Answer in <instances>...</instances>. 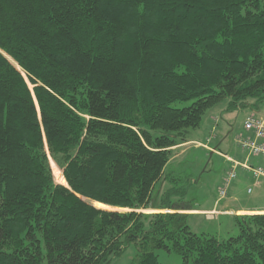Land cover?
<instances>
[{"label":"trees","instance_id":"trees-1","mask_svg":"<svg viewBox=\"0 0 264 264\" xmlns=\"http://www.w3.org/2000/svg\"><path fill=\"white\" fill-rule=\"evenodd\" d=\"M224 102L264 106V0H0V264H264V214L195 234L165 173Z\"/></svg>","mask_w":264,"mask_h":264},{"label":"rangeland","instance_id":"rangeland-1","mask_svg":"<svg viewBox=\"0 0 264 264\" xmlns=\"http://www.w3.org/2000/svg\"><path fill=\"white\" fill-rule=\"evenodd\" d=\"M226 103L227 102L221 103L217 107L209 110L203 116L200 127L188 132L187 142H189L188 140L190 139H196L199 143L202 142L203 144H207L210 141V136H212L214 137V139H212V146L215 144L218 145L217 148L222 155L233 157V152L236 150L240 153V150L235 143V137L239 133L244 132L242 126L245 119L255 111L252 110L251 107H246L229 113L226 116ZM219 109L223 114H220ZM255 113L259 118L264 119V106ZM215 116L219 119L220 124L218 123V125L220 130L212 132L211 126H213V124L211 125V119L213 120ZM225 118L230 121V125L226 123ZM200 149L201 148L196 147L195 143H185L173 148V154L165 173L172 175V177L179 176L182 177L183 180H187V182L183 183L186 187V194L182 200L184 205L203 208L206 206L208 207L211 202L216 200L217 195L219 194L218 190L220 191L222 188L224 178L228 175L230 167H228L223 158L218 155H213L210 152L206 154L204 150ZM241 153L242 162L245 154L242 151ZM50 166L53 168L52 173L55 182H58L60 170L52 161ZM239 175L240 172L237 169L234 182L240 180ZM222 178L223 180L221 184ZM249 184L251 183L247 181L239 183L238 189H241V191L240 195H237L238 201L264 207V196L260 194L259 188H255L252 194H246V188ZM219 186H221V188H219ZM170 188L171 184L167 180L162 179L156 185L153 195L157 198V201H160V197L163 193ZM177 200V198L172 199L173 202H176ZM143 212L151 213L152 211ZM214 216L215 215L213 214H207L205 216L208 217L209 221H212L208 225L205 223H197L191 218L188 219V225L193 233L198 235L204 233L209 236H214L218 240H226L230 237H235L238 234L237 227L233 222L226 220L214 221ZM155 253L160 264H182L180 257L173 253L167 254L164 251H156ZM133 256L134 251L131 249L116 264H128Z\"/></svg>","mask_w":264,"mask_h":264},{"label":"crops","instance_id":"crops-1","mask_svg":"<svg viewBox=\"0 0 264 264\" xmlns=\"http://www.w3.org/2000/svg\"><path fill=\"white\" fill-rule=\"evenodd\" d=\"M246 107H250V106H246ZM244 107V108H246ZM220 108V107H219ZM252 109V108H251ZM220 114H223L222 111L219 109ZM258 113V112H257ZM229 113H226V116ZM252 115V114H250ZM249 115V116H250ZM257 116V114H256ZM248 118V117H247ZM246 118V119H247ZM245 119V121H246ZM264 120V119H263ZM225 121L227 124L230 125V121L228 119L225 118ZM244 121V123H245ZM219 119L217 118V116H215V118L212 120L211 119V125L213 124V126H211L212 128V132L215 131H219ZM244 123H243V130L244 132L239 133L236 137H235V143L237 144V139L238 138H246L249 136V134L245 131L244 129ZM212 139H214V137L210 136V141L206 144V143H202V142H197L196 139H190L188 140V143H195L196 147L201 148L200 150H204V152L207 153H211L213 155H218L219 157L223 158L226 162V164L228 165V167H230V169L232 168V163L229 160L232 161H236L238 163H245L246 161L248 162V164L250 166H254V167H263L264 166V158L263 157H247L246 153L243 152L241 150V148L238 146L237 144V148L240 150V153L238 150H236L235 152H233V157L231 156H226V155H222L220 153V151L218 150V145H214L212 146ZM216 140V139H215ZM241 151L245 154V157L243 158V161L241 162V156L242 153ZM240 172V180H237V182L233 181L230 185V187L227 190V195L225 198H220L219 194L217 195L216 200H214L213 202L210 203V205L207 207H195V206H191L189 207V209L191 211H187L185 213H188L190 216L189 218L193 219V221L197 222V223H205L206 225H208L210 222L208 217H205L207 214H213L215 215L213 217L214 221H220V220H226V221H230L234 223V217L235 216H248V215H261L264 214V207H259L256 205H251V204H246V203H242L240 201H238L237 199V195H240V191L241 189H238V185L240 182H250L251 184H249V186H247L246 188V194L248 189H251V193L252 194L255 188H259V192L261 195L264 196V179H262L260 181V184L255 185L254 183V179L252 181V174L248 171H245L243 169L237 168ZM236 169V170H237ZM238 172V171H237ZM222 180L221 179V184H222ZM220 184V185H221ZM219 188H221V186H219ZM219 193V190H218ZM248 194V195H249Z\"/></svg>","mask_w":264,"mask_h":264},{"label":"built area","instance_id":"built-area-1","mask_svg":"<svg viewBox=\"0 0 264 264\" xmlns=\"http://www.w3.org/2000/svg\"><path fill=\"white\" fill-rule=\"evenodd\" d=\"M244 129L249 136L246 138H238V146L246 153L247 157L260 156L264 158V120L252 114L246 119ZM229 161L232 163V168L229 170L228 175L224 178L222 188L219 191L220 198L226 197L228 188L236 178L237 168L250 172L255 185L260 184V181L264 179V166H250L247 161L245 163H238L232 160ZM247 193H251V189H248Z\"/></svg>","mask_w":264,"mask_h":264},{"label":"bare ground","instance_id":"bare-ground-1","mask_svg":"<svg viewBox=\"0 0 264 264\" xmlns=\"http://www.w3.org/2000/svg\"><path fill=\"white\" fill-rule=\"evenodd\" d=\"M110 209H111V208H110ZM110 209H109V210H110Z\"/></svg>","mask_w":264,"mask_h":264},{"label":"water","instance_id":"water-1","mask_svg":"<svg viewBox=\"0 0 264 264\" xmlns=\"http://www.w3.org/2000/svg\"><path fill=\"white\" fill-rule=\"evenodd\" d=\"M94 204V203H93ZM94 206V205H93Z\"/></svg>","mask_w":264,"mask_h":264}]
</instances>
